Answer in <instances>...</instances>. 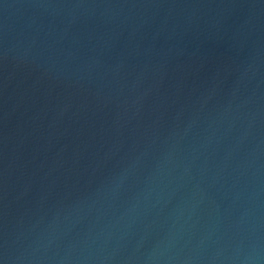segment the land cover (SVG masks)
Wrapping results in <instances>:
<instances>
[{
	"label": "water",
	"instance_id": "1",
	"mask_svg": "<svg viewBox=\"0 0 264 264\" xmlns=\"http://www.w3.org/2000/svg\"><path fill=\"white\" fill-rule=\"evenodd\" d=\"M0 264H264V0H0Z\"/></svg>",
	"mask_w": 264,
	"mask_h": 264
}]
</instances>
